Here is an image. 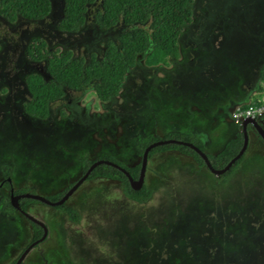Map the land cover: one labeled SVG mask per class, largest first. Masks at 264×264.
<instances>
[{
	"label": "rangeland",
	"instance_id": "obj_1",
	"mask_svg": "<svg viewBox=\"0 0 264 264\" xmlns=\"http://www.w3.org/2000/svg\"><path fill=\"white\" fill-rule=\"evenodd\" d=\"M51 2L50 14L41 20L10 23L0 17V169L13 164L21 173L15 188L28 185L46 197L60 192L81 177L85 157L110 154L135 164L141 160L135 140L152 131L203 133L211 145L206 150L213 153L234 135L229 123L215 120L249 93L264 99V91L253 89L264 59V0H195L177 59L166 66L139 63L114 101L100 103L88 87L52 102L47 119L29 117L22 107L29 98L25 78L45 68L26 54L33 38L45 39L50 50L86 58L96 52L100 58L108 40L117 42L119 34L134 28L119 23L98 29L94 15L102 0H97L80 31H61L63 0ZM263 142L250 138L229 180H217L219 175L177 152L156 154L145 173L152 196L142 204L123 196L116 181L85 180L67 200L80 212V223L33 203L29 212L51 232L25 264H142L145 256L170 264L166 255L179 254L186 245L199 258L186 264H264ZM10 218L0 212V264L30 242V228ZM176 257L175 264H185V257Z\"/></svg>",
	"mask_w": 264,
	"mask_h": 264
},
{
	"label": "trees",
	"instance_id": "obj_2",
	"mask_svg": "<svg viewBox=\"0 0 264 264\" xmlns=\"http://www.w3.org/2000/svg\"><path fill=\"white\" fill-rule=\"evenodd\" d=\"M96 1L63 0V15L58 22L59 30L70 33L80 31L85 26L86 15L90 6L95 4ZM194 1L102 0L100 9L94 15V23L98 29L108 30L119 23L133 26L134 28L119 34L117 42L112 39L108 40L103 55L100 58L96 52H93L89 58H86L84 56L76 57L72 50L64 52L59 49L50 50L45 39L39 37L33 38L27 45L26 54L31 60L44 62L45 73L32 72L26 76L25 83L29 98L23 102V112L36 120H45L50 115V104L52 102L65 97L68 91H79L88 87H91L100 103L105 104L114 101L120 95L128 73L137 67L139 63H142L145 67L166 66L171 59H177L181 55L180 36L183 34L186 26L193 21L194 11L192 5ZM51 10V0H0V17L10 23L16 22L19 18L41 20L47 17ZM140 25H148L149 30L142 29ZM253 89L258 93L264 91V61L259 69L258 80ZM249 104L260 106L264 102L259 98H253L250 99L249 103L243 104L242 108H247ZM61 114L65 115L64 112ZM186 130L168 131L162 135L158 131L148 132L146 135L135 140V153L142 158L145 148L151 143L159 140L176 139L192 143L206 153L213 168L221 169L237 155L243 145V133L237 132L234 137L221 145L219 149H215V151H212L213 153L207 152L206 147L210 145L207 144L209 138L203 133L191 129ZM246 150L226 172L216 176L217 180L220 177L225 178V180L232 178L244 159ZM171 151L189 157L194 161L196 167H203L211 172L201 156L195 150L183 144L170 143L153 147L148 153V161L156 156V154ZM97 160L112 161L126 169L133 179L138 178L141 160L135 164H127L110 154H105L94 159L85 157L81 161L83 174ZM20 174L19 171L15 170L13 164H5L0 169V175H2L0 177V184L8 189L10 184H17ZM97 179H108L120 183L122 195L137 204L145 203L152 196L151 189L145 183L140 189L134 190L127 176L121 170L105 163L94 167L86 180ZM71 186L72 184L64 188V191L52 194L47 198L50 201H57ZM208 187V185L203 186V193L205 190H208ZM2 189L3 187H0V212L10 216V219L13 220H19L23 223L27 221L26 223L31 225L29 228L32 240L40 239L44 233L43 228L27 220L22 214H18L19 212L11 205L8 194ZM29 190L28 185L22 186L15 193L28 192ZM33 203L45 204L31 198H24L19 204L22 210H27ZM51 207L55 208L58 212H65L74 223H80V212L68 206L67 201ZM48 228L50 229L49 226ZM49 235L48 231L44 239L45 241L49 238ZM217 238L218 236L212 237L213 240L216 239V243H218ZM29 244L31 243L29 242ZM187 248L190 247L186 245L179 254H167L166 257L168 259H166L170 261V264H173L178 257L176 255H179V257H189L183 258L185 264L189 263L187 259L190 258H195L193 260L197 262L199 260L198 256L194 257L192 250H187ZM204 250L203 248V252ZM145 251L147 252V250ZM205 254L203 253V261L207 260ZM19 256L13 257L12 255L7 264H16ZM157 260L154 257L145 256L142 264H158V262L155 263ZM163 262L164 259L159 261L161 264H164ZM25 263L23 261L20 264ZM176 264L181 263L177 262Z\"/></svg>",
	"mask_w": 264,
	"mask_h": 264
},
{
	"label": "water",
	"instance_id": "obj_3",
	"mask_svg": "<svg viewBox=\"0 0 264 264\" xmlns=\"http://www.w3.org/2000/svg\"><path fill=\"white\" fill-rule=\"evenodd\" d=\"M248 123L253 124V126L256 128V130L260 133V135L262 136L263 140H264V129L258 124L257 120L252 119V118H247L242 122V132H243V145L241 147V149L239 150V152L237 153L236 156H234L229 162L228 164L221 169H215L212 167L206 153L202 150H200L198 147H196L195 145H193L192 143L189 142H184V141H180V140H176V139H167V140H159L156 142L151 143L149 146H147L143 152L142 158H141V167H140V171H139V175L137 179H133L131 177V175L129 174V172L124 169L123 167H121L120 165L109 161V160H97L95 161L89 168L88 170L83 174V176L77 180V182H75L73 184V186L64 194V196L62 198H60L57 201H50L47 197L39 195V194H33V193H24L22 195H12L11 200H12V205L21 210L19 207V203L18 200L19 198H31V199H35L38 200L40 202H43L47 205L50 206H55V205H60L62 203H64L65 201L68 200L69 196L87 179V177L89 176V174L91 173L92 169L94 167H96L99 164L105 163L108 165H111L115 168H118L119 170H121L128 178L129 183L131 185V187L134 190H138L140 189L144 182H145V173H146V169H147V163H148V153L149 151L153 148L156 147L158 145H163V144H170V143H176V144H183L186 145L190 148H192L193 150H195L200 156L201 158L204 160L205 164L207 165V167L211 170L212 173L216 174V175H221L224 172H226L230 166L237 160L239 159L242 154L244 153V151L246 150L247 146H248V134H247V125ZM26 214V213H25ZM27 216H29L32 220H34L37 224H39L40 226H42L44 228V234L43 236L40 238V240H43L45 238V236L47 235V228L45 226V224L41 221L36 220L35 218H32V216L26 214ZM38 240V241H40ZM37 241V242H38ZM37 242H34L30 247H32L34 244H36ZM29 247V248H30ZM28 248V249H29ZM28 249L26 251H28ZM20 260L17 262V264H19Z\"/></svg>",
	"mask_w": 264,
	"mask_h": 264
},
{
	"label": "flooded vegetation",
	"instance_id": "obj_4",
	"mask_svg": "<svg viewBox=\"0 0 264 264\" xmlns=\"http://www.w3.org/2000/svg\"><path fill=\"white\" fill-rule=\"evenodd\" d=\"M4 19V18H3ZM264 40V39H263ZM263 54H264V52H263ZM31 60V59H30ZM32 62H34V63H38V62H36V61H34V60H31ZM264 61V59H262V62ZM34 72H41V73H45V68H44V70H37V71H34ZM256 85V84H255ZM255 87V86H254ZM27 88V87H26ZM253 90V89H252ZM248 100V98H247V95H245L244 97H243V100H241L240 102H246ZM235 102H238V99H236V101ZM232 110H233V106H231V107H229V109L225 112L226 114H225V116H223L224 117V119L225 120H227L228 122H229V124H230V126L232 127V129H233V131L235 132V131H237V132H239V128H237V125L235 124V122H234V120L232 119V117H231V113H232ZM257 120V122H258V124L264 129V111H263V113L256 119ZM236 132V133H237ZM247 134H248V143L250 142V138H252L253 140L254 139H258L259 140V138L263 141V139H262V136L260 135V133L256 130V128L253 126V124H251V123H248V125H247ZM235 135H233V137H234ZM264 143V142H263ZM248 146H249V144H248ZM118 159V158H117ZM9 180V179H8ZM9 182H10V180H9ZM71 185V184H70ZM72 185H73V183H72ZM0 187H3V191H5L6 192V194H8V197L10 198V203H11V205H12V200H11V197H12V195H17V196H19V195H22V194H24V193H28V192H30L31 193V190H29L28 192H23V193H15V191L18 189V188H15L14 186H13V184H10V186H9V188L8 189H6V188H4V186L2 185V184H0ZM30 189V188H29ZM70 189V188H69ZM68 189V190H69ZM67 190V191H68ZM62 191V190H61ZM63 191H64V189H63ZM66 191V192H67ZM5 192H2V193H5ZM65 192V193H66ZM56 193H58V192H56ZM64 193V194H65ZM64 194L62 195V197L64 196ZM61 197V198H62ZM22 199H24V198H19V200H18V203H20V201L22 200ZM69 199V198H68ZM13 206V205H12ZM14 207V206H13ZM19 207H20V204H19ZM30 207H31V205H30ZM15 208V207H14ZM16 209V208H15ZM21 209V208H20ZM29 209L30 208H28L27 210H19L18 212V214H22L24 217H26L27 218V220H30V221H32V222H34V223H36L34 220H32L29 216H27L26 214H28V215H30V216H32V218H35L36 220H38V221H41L38 217H36V216H34L33 214H31L30 212H29ZM28 212V213H27ZM26 213V214H25ZM27 221H25V223L24 224H26L28 227H30L31 225H29V224H27L26 223ZM37 224V223H36ZM39 225V224H38ZM48 231H49V228H47V233H48ZM47 236V235H46ZM46 236H45V238H46ZM44 238V239H45ZM40 240L38 243H36V244H34L32 247H30L29 248V246L32 244V243H34L35 241H37V240H39V239H37V240H32V235H31V237H30V243L31 244H29V246L27 247V248H29L28 249V251H26L27 250V248L25 249L24 248V250H22L23 252H21L20 254L18 253H16L15 255H14V257L16 256V257H18L19 255V258H18V261L20 260V262H19V264L21 263V262H23L25 259H26V256L28 255V253L32 250V249H34V248H36L39 244H42V243H44V242H46L45 240ZM12 253V255H13V252H11ZM9 258V257H8ZM17 261V262H18ZM4 263H7V262H4ZM17 264V263H16Z\"/></svg>",
	"mask_w": 264,
	"mask_h": 264
},
{
	"label": "built area",
	"instance_id": "obj_5",
	"mask_svg": "<svg viewBox=\"0 0 264 264\" xmlns=\"http://www.w3.org/2000/svg\"><path fill=\"white\" fill-rule=\"evenodd\" d=\"M262 111L263 107L250 105L246 109L237 108L236 112L233 113V116L237 122H240L245 118H256L262 113Z\"/></svg>",
	"mask_w": 264,
	"mask_h": 264
},
{
	"label": "clouds",
	"instance_id": "obj_6",
	"mask_svg": "<svg viewBox=\"0 0 264 264\" xmlns=\"http://www.w3.org/2000/svg\"><path fill=\"white\" fill-rule=\"evenodd\" d=\"M253 91H254V90H253ZM254 93H255V92H254ZM247 98H248V100H247L246 102H237V104H235V108H233L232 113H231V117H232V119L234 120V122H235V124L237 125V127L239 128V132H242V122H243L245 119H247V118L243 119V120L240 121V122H237L236 119H235L234 116H233V113L236 112L237 108H241V109H243V108H242V105L245 104V103H249L250 99H253L254 97H251V93H249V94H247ZM262 101L264 102V99H263ZM250 105H252V104H249V106H250ZM249 106H248V107H249ZM252 106H256V105H252ZM260 106L263 107V111H264V104H263V105H260ZM248 107H247V108H248ZM245 109H246V108H245ZM263 111H262V113H263ZM262 113H261V114H262ZM261 114H260V115H261ZM260 115H258L256 118H252V119H255V120H256ZM242 133H243V132H242ZM262 139H263V138H262ZM248 144H249V143H248ZM247 147H248V146H247ZM246 149H247V148H246ZM81 177H82V176H81ZM81 177H80V178H81ZM80 178H79V179H80ZM79 179H77V180H79ZM77 180H76L75 182H77ZM75 182H74V183H75ZM74 183H73V184H74ZM144 183H145V182H144ZM72 186H73V185H72ZM72 186H71V187H72ZM71 187H70V188H71ZM45 197H46V196H45ZM49 206H50V205H49ZM16 210L19 211V209H17V208H16ZM27 213H28V212H27ZM41 222H42V221H41ZM44 224H45V223H44ZM45 226H46V228H48V226H47L46 224H45ZM41 227H42V226H41ZM42 228H43V227H42ZM43 230H44V228H43ZM43 234H44V233H43ZM39 240H40V239H39ZM37 241H38V240H37ZM37 241H35V242H37ZM38 242H39V241H38ZM38 242H37V243H38ZM32 244H33V243H32ZM32 244H31V245H32ZM31 245H30V246H31ZM30 246H29V247H30ZM27 249H28V248H27Z\"/></svg>",
	"mask_w": 264,
	"mask_h": 264
},
{
	"label": "crops",
	"instance_id": "obj_7",
	"mask_svg": "<svg viewBox=\"0 0 264 264\" xmlns=\"http://www.w3.org/2000/svg\"><path fill=\"white\" fill-rule=\"evenodd\" d=\"M215 121H219L220 123H226V124L229 123L227 120L224 119L223 116H220V118H219L218 120H215ZM237 128H238V127H237ZM237 131H238V130H237ZM237 131L234 132V135L236 134ZM221 140H223V138H222ZM228 140H229V139H228ZM228 140H226V141H228ZM212 145H213V147L216 146V144H212Z\"/></svg>",
	"mask_w": 264,
	"mask_h": 264
}]
</instances>
